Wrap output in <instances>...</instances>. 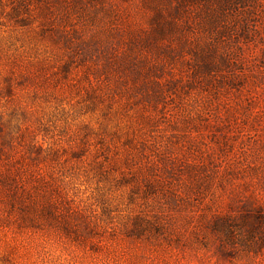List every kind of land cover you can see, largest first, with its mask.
I'll return each mask as SVG.
<instances>
[{
  "label": "rangeland",
  "instance_id": "374dc122",
  "mask_svg": "<svg viewBox=\"0 0 264 264\" xmlns=\"http://www.w3.org/2000/svg\"><path fill=\"white\" fill-rule=\"evenodd\" d=\"M219 6L0 0V264H264V0Z\"/></svg>",
  "mask_w": 264,
  "mask_h": 264
},
{
  "label": "trees",
  "instance_id": "16d2710c",
  "mask_svg": "<svg viewBox=\"0 0 264 264\" xmlns=\"http://www.w3.org/2000/svg\"><path fill=\"white\" fill-rule=\"evenodd\" d=\"M218 1H219V3H220V6H219L220 13L224 15V21H227V17H228V15H229V13H230V4H231L232 1L235 2V1H237V0H218ZM214 49H215V48H214ZM216 52H217V54H218L220 51H218V50H216V49L212 51V53H213L214 55L216 54ZM226 60H227V64H226V65H228V63H229L228 55H227V53H224V52H223V56H222V58L220 59V63L225 64V63H226ZM226 65H225V66H226ZM205 68H206L207 70H211L210 67H205Z\"/></svg>",
  "mask_w": 264,
  "mask_h": 264
}]
</instances>
